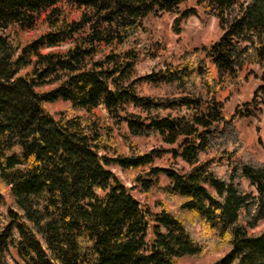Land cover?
Segmentation results:
<instances>
[{"label": "trees", "instance_id": "trees-1", "mask_svg": "<svg viewBox=\"0 0 264 264\" xmlns=\"http://www.w3.org/2000/svg\"><path fill=\"white\" fill-rule=\"evenodd\" d=\"M189 1L220 37L139 76L147 17L176 16L180 34ZM242 74L259 84L228 117L218 95ZM263 118L264 0H0V264H264V162L235 126ZM151 137L167 148L131 141ZM113 166L162 195L157 211Z\"/></svg>", "mask_w": 264, "mask_h": 264}, {"label": "rangeland", "instance_id": "rangeland-1", "mask_svg": "<svg viewBox=\"0 0 264 264\" xmlns=\"http://www.w3.org/2000/svg\"><path fill=\"white\" fill-rule=\"evenodd\" d=\"M194 8L196 16L184 20L180 25V34H176L173 28V21L176 16L169 14H161L159 16H149L145 20L147 32L138 36L140 42V57L137 61L136 70L139 76H145L156 71L165 63H176L180 55L193 48L208 47L218 40L221 31L217 25V21L213 18L205 17L199 9L194 5L193 1H189L181 6L182 10ZM251 74L258 75L257 68L248 69ZM251 74H242L243 82L235 88L223 89L219 93V99L228 98L225 106L226 115L229 117L237 105L249 101L252 94L259 84L255 77ZM150 87L145 84L138 86L140 95H153ZM44 109L52 117L57 118L61 113H68L69 105L67 103L57 101L51 104H45ZM235 126L240 132L244 143L246 154L253 160L264 162V118L259 122L253 119H238ZM258 128V131L256 130ZM124 130V129H122ZM141 153H147L151 150L167 148L163 146L156 138H131ZM121 150L127 153V148L122 141L117 138ZM155 165L161 168H174L184 170V165L179 160H174L170 155H162L160 159L155 161ZM113 174L120 182L129 189L132 196L140 203L141 206L149 207L153 211L154 204L163 197L155 190L142 193L135 183L136 173L129 171H121L116 166L111 167ZM161 185L166 184V180L161 178ZM264 227V224L262 225ZM215 257H184L178 259L176 264H212Z\"/></svg>", "mask_w": 264, "mask_h": 264}]
</instances>
